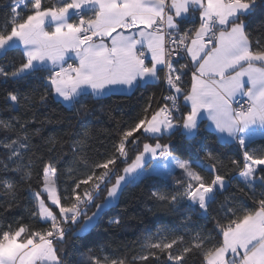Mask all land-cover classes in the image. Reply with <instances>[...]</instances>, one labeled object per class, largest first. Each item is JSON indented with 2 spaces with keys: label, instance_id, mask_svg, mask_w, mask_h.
<instances>
[{
  "label": "snow or ice",
  "instance_id": "1",
  "mask_svg": "<svg viewBox=\"0 0 264 264\" xmlns=\"http://www.w3.org/2000/svg\"><path fill=\"white\" fill-rule=\"evenodd\" d=\"M6 7L0 77L21 81L46 73L43 91L8 93L12 111L22 101L38 107L57 100L79 104V115L89 111L81 103L88 96L160 84L167 94L149 95L111 151L97 159L88 155L87 132L67 152L48 137L45 157L34 143L41 135L32 127L35 113L0 117V264H68L69 238L95 227L129 185L153 175L172 184L151 196L176 217V228L147 234L130 258L101 257L89 248L78 264H188L190 258L264 264V20L251 27L264 0H10ZM16 50L19 63L8 59ZM207 131L235 146L242 160L208 149L201 136ZM176 133L203 156L178 154ZM141 137L153 142L141 149ZM232 170L240 196L226 195ZM61 174L69 182L62 191ZM217 203L213 227L196 224L193 212L208 217ZM21 207L27 219L13 215ZM108 224L119 226L121 219Z\"/></svg>",
  "mask_w": 264,
  "mask_h": 264
},
{
  "label": "trees",
  "instance_id": "2",
  "mask_svg": "<svg viewBox=\"0 0 264 264\" xmlns=\"http://www.w3.org/2000/svg\"><path fill=\"white\" fill-rule=\"evenodd\" d=\"M8 3H10V0H0V22L9 10L6 7ZM262 20H264V11L258 10L252 20V29H255ZM8 59L15 60L18 63L17 54L14 51L8 54ZM44 75L46 73H38L36 76H29L21 81L5 80L0 77V117L8 118L11 115H20L30 118L35 113L36 122L32 127L41 128V135L35 138L34 143L40 148L45 157H47V153L44 151L43 143L48 137L55 136L63 142L64 151L67 152L71 141L82 138L85 132L89 134L88 155L92 159H97L98 153L110 152L112 144L119 137V133L130 126L138 117L148 96L155 93L159 97L162 93V84H160L158 86L149 85L127 93H114L111 94L108 100L82 98L81 103L86 104L89 111L87 114L81 113L79 115L77 114L79 104L70 108L57 100H50L46 106L38 107H31L22 101L18 112L12 111L8 106L9 102L6 100L8 93L25 94L33 89L41 91ZM48 120L52 122L48 123ZM40 121H44L43 126H41ZM201 136L205 146L221 157L242 160V155L235 146L216 142L213 132H202ZM173 140L177 145L178 154L185 158L189 156L201 158L203 156L202 152L196 150L195 142L189 141L180 133H176ZM144 142L153 141H146L144 137H141L139 145L141 149ZM134 155L135 152L130 151V156ZM205 164L207 165V162ZM80 174H85V170L81 169ZM204 174L210 178V173L206 172ZM236 175L235 170L228 173L230 186L226 195H241L233 179ZM58 184L61 191L69 186L65 175H60ZM32 187L34 189L39 187L35 180L32 182ZM154 189L170 191L172 190V184L164 177L153 175L136 184L129 185L120 196L118 206L106 209L95 227L79 237L69 238V243L65 246L68 264H78L81 254L86 253L89 248L101 257L104 255L112 257L127 255L130 258L140 252V242L147 234L154 233L157 229L163 227L176 228V217L167 207L157 203L152 198L151 192ZM24 195L26 194L22 192L21 196ZM223 198V196H218V202L222 201ZM23 203L25 207L31 206L28 200ZM245 203L248 202L245 200ZM25 207L16 209L13 215L23 216L27 219ZM217 208L218 203L212 206L211 214L208 217L201 216L198 211L193 212L194 221L200 226L211 229L213 227L211 217L215 215ZM116 217L121 219V224L119 226H109L108 221ZM147 264H161V262L150 259ZM188 264H194L193 259L190 258ZM195 264H199L198 260L195 261Z\"/></svg>",
  "mask_w": 264,
  "mask_h": 264
},
{
  "label": "crops",
  "instance_id": "3",
  "mask_svg": "<svg viewBox=\"0 0 264 264\" xmlns=\"http://www.w3.org/2000/svg\"><path fill=\"white\" fill-rule=\"evenodd\" d=\"M14 52H15V54H17V60H18V63H19L21 61V53H20L19 50H16ZM69 61H72V60H69ZM43 89H44V85L41 86V91H43ZM117 93H121V92H117ZM110 96H111V94L105 95V96H103L101 98H93L92 96H88V97H84V98H86V99H95V100H99V99H101V100H108L110 98ZM204 123L207 124L208 121L205 120Z\"/></svg>",
  "mask_w": 264,
  "mask_h": 264
},
{
  "label": "built area",
  "instance_id": "4",
  "mask_svg": "<svg viewBox=\"0 0 264 264\" xmlns=\"http://www.w3.org/2000/svg\"><path fill=\"white\" fill-rule=\"evenodd\" d=\"M68 63H73V61H68ZM43 85H44V81H43ZM164 90V85L162 84V90H161V92L163 93V94H167L166 92H164L163 91ZM161 93V94H162ZM243 102V101H242Z\"/></svg>",
  "mask_w": 264,
  "mask_h": 264
}]
</instances>
